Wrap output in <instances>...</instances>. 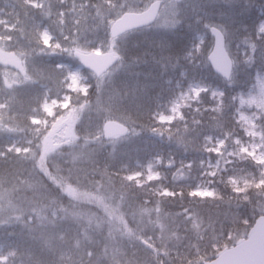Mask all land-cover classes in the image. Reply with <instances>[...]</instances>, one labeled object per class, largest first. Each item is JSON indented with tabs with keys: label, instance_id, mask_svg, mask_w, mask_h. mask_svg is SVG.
Instances as JSON below:
<instances>
[{
	"label": "rangeland",
	"instance_id": "374dc122",
	"mask_svg": "<svg viewBox=\"0 0 264 264\" xmlns=\"http://www.w3.org/2000/svg\"><path fill=\"white\" fill-rule=\"evenodd\" d=\"M101 1L105 3L108 9L103 12L102 16L95 18V26L98 31L107 27V35L110 36L109 27L113 20L107 22L106 17H109L108 14L113 7L112 1L115 0ZM153 1L155 0H150L144 6L137 8L140 0H120L119 6L138 4L134 10L130 11L141 12ZM160 1L159 15L153 25L139 29L135 34L137 37L126 35L117 41H108L105 51H113L118 54L121 62L99 78H95L93 73L82 68L73 53L74 51L87 53L92 50L104 52L101 49L103 40L100 47H95V49L74 48L68 52L67 49H62L61 45L55 42L54 36L46 27L38 25V27H43L37 34L41 46L62 53L67 52L62 55L61 64L55 66V69L59 71L56 73L57 76L62 75L60 84L67 93L53 98L46 89L43 99L39 102L41 117L29 116L27 127L30 130L26 134L24 131L22 133L4 130L2 133L0 132V140H5L6 135V139L10 141V146L6 148L7 151L14 153H30L31 151L26 166L29 171L28 178L31 179L32 175L35 176L33 187L37 189V193H30V196L35 199L38 205H41L24 214L22 207L16 205L13 208L16 211L19 207L16 212L7 208L2 215L9 216L10 219L19 223L23 221V215L26 214L28 224L57 228L60 231V239L58 240L64 246L62 256L68 261L75 260L78 263L81 261L91 264L96 259L98 262L95 261L92 264H101L103 259L109 256L112 264H166L164 259L168 262L173 258L176 259L178 255V258L180 255L186 258L191 251L194 254L190 264H200V257L205 252L216 250V242L224 243L245 237L241 222L240 225L239 223H232V227L229 219L218 220V223L215 222L216 219L214 222L208 220L203 223L197 217L187 214L181 218L179 215L169 216L161 213H157L160 215L159 218L154 216V219H151V214L144 205L137 206L132 203L125 205L124 219L121 220L113 215H115L114 211L120 212V202L125 199V196L120 195L114 188L105 187L101 177L96 174L99 171L94 165L96 161H99L107 153L111 155L114 150L123 147L124 144H130L139 139L133 126L124 123L125 121L116 116L117 114L112 113L119 112L118 109L111 108L118 101L131 97L130 94L136 88L129 90L127 87H122L119 90H114L120 96L122 94L125 96L118 99L114 96L115 100L111 106L106 103L105 98H101L100 94L105 87L117 82L114 81V78L117 77L118 73L128 68V55L131 54V48L135 44L145 42L149 40L148 37L152 38L155 35L159 38L158 33L160 32L170 33L174 31L178 26L174 17L179 13V4H182L183 7L188 6L196 14L200 11L196 10L195 4L215 8L214 14H212L216 17L217 25L223 26L227 32L230 29L225 47L231 58L236 59L235 57L239 55L240 60H244L245 50L241 40L246 35L249 44L255 42L258 46L264 47V40L259 38L258 27L259 23L264 21V15H261V6L264 5V0H261V5H256L249 10L254 18L247 19L244 25L233 14L234 18H228L226 12L234 7H226L225 0ZM26 3L33 9L41 6L39 0H26ZM114 6L115 8L119 7L115 4ZM4 7L8 10L0 11V54L14 57L23 64L21 73H19L20 71L17 72L16 69L0 64V110L6 109L9 113L13 104L20 105L22 103L21 99L25 96L20 93V90L28 91L29 82H35L36 78L33 80L30 78V74L39 72L40 62L43 61L44 57L22 59L23 56L17 54V50H13L14 47L18 46V41L21 38L10 41V38L2 36L4 31L11 33L17 31L14 22H11V25L8 24L10 23V16H12L10 4L5 3ZM212 14L209 13V15ZM12 19L15 20V16ZM89 21L93 20L90 19ZM244 26H247V33L244 31ZM199 28L202 32L195 34V36L204 34L202 26ZM151 29H156L158 32ZM218 29L222 30L220 27ZM45 37L48 39L47 44L44 43ZM211 39V36L207 37L204 53L195 60L188 59L185 55L191 78L182 72L183 75L180 73L177 77L178 80L173 82L172 87H170V82L166 83L168 100L153 113V118L157 123L169 125L176 121H182L195 125L198 123L196 117H202L205 113L216 116L224 108L226 94L215 84L212 75L209 76L207 73L206 57L211 47ZM70 42L73 41L70 40ZM238 43L240 44L239 48L237 47ZM21 47L23 48L22 53H26L25 47L22 45ZM51 57L48 56L47 58L51 60ZM253 64L259 65L261 70L253 72L251 84L242 90H238L236 87L242 83L237 84L235 82L234 85V80L238 75L234 71L232 72L230 83L226 84L230 88L229 93L234 92L229 99L232 110V128L216 130L202 138L201 148L199 147L193 155L198 159L192 164L196 178L184 176L185 172H189L185 168L191 166V163L173 161L171 158L163 160L164 156L161 157L160 152L154 155L153 152L144 165H134V169H139L138 171L123 175L125 181L130 183L131 187H141L143 184L164 179L162 177L165 175L171 181L179 182L180 186L188 183V186L192 188L189 196L195 198L197 203L215 199L217 196L216 187L223 184V186L227 185L231 189L232 192L229 194L232 197L242 193L240 194L242 197L235 196L238 198L232 200L233 205H237V201L247 202V197L243 196L244 191L247 188L257 187L260 181L264 179V164L258 162L264 160V64L260 62L259 55H257L256 63ZM253 64H249V66ZM130 74L131 72L128 70L126 77ZM73 77L76 79L74 80ZM125 81L128 82L127 79ZM44 83L39 84L38 82L37 85L41 89H45ZM92 83L98 88V93L95 94L92 101H88L79 107L70 104L68 93L75 95L78 93L80 96H85ZM58 85L56 84V89L52 90L54 94H58L60 91ZM234 87L235 91L232 90ZM213 91H215V95H213ZM35 102L37 103V101ZM119 106H121L120 102L117 104V108ZM161 116L166 117L163 122L160 120ZM108 121L123 124L128 131L126 136L115 137L107 143L103 142L102 125ZM3 122L8 125L5 128H10L9 126L13 125L10 121L4 120ZM5 124L4 126H6ZM14 126L19 127L20 125L16 122ZM31 134L33 135L31 136L32 139L28 138ZM152 137L153 140L159 141L154 136ZM150 138L147 137V140ZM21 144L26 146L22 148ZM35 159L38 161L34 164ZM47 168L50 169L54 179L55 177L57 179V183L54 185L45 181L43 171ZM122 171L126 172L128 169L122 168ZM150 191L159 197L171 196L166 190ZM209 193L211 195H208ZM0 195L12 197L10 189L8 187L2 188V185H0ZM5 196H0V201ZM45 200L49 202L46 205ZM225 202L228 203V201ZM250 208L258 214L264 213V200L254 202ZM226 209L225 217H228L232 210H229L228 207ZM12 213L13 215H11ZM214 217L216 218V215ZM152 221L156 223L155 228L152 226ZM224 222L226 223L223 224ZM129 231L131 232L128 233ZM153 232H157L156 235L161 241V248L155 252L148 243H144L142 239L137 240L138 236L146 233L152 236ZM151 236H148L147 239H150ZM15 257L16 255L12 250H5L4 246L0 244V264H17L14 262Z\"/></svg>",
	"mask_w": 264,
	"mask_h": 264
},
{
	"label": "trees",
	"instance_id": "16d2710c",
	"mask_svg": "<svg viewBox=\"0 0 264 264\" xmlns=\"http://www.w3.org/2000/svg\"><path fill=\"white\" fill-rule=\"evenodd\" d=\"M148 1L150 0H140L139 5L137 4V8L144 6ZM39 2L41 3L40 8L33 9L26 3V0H0V11L8 10L4 7V4H10L12 16H10V23L8 24L11 25V22H14L15 28L17 29L15 33L4 31L2 36L10 38V41L21 38V45L27 50L26 53H22L23 48L20 45V41H18V46L14 47L13 50H17L16 53L22 55V59L29 57L36 58L38 56L44 57L43 61L40 62L39 72L30 74V78H33V80L36 78L35 82H29L30 87L28 91L25 89L23 91L20 90V93L25 96L21 99L22 103H20V105L16 103L13 104L9 113L6 109L0 110V113H2V117L0 116L1 133L3 130L18 133L24 131V134L29 132L30 128L27 127V124H29V116L41 117L39 102L43 99L46 89L53 98L58 97L60 94L67 93L60 84L62 75L60 74L57 76L56 73L59 71L55 69V66L62 62V55H65L67 52L62 53L58 50H51L50 48L41 46L37 35L41 28L46 27L54 36L55 42L60 44L62 49H67L68 52H71L74 48L85 50L95 49V47H100L102 40L103 44L101 45V49L105 51L108 41H117L122 38L121 36L112 39L107 35V27L104 30L99 29L98 31V28L95 26V18L102 16L103 12L108 9L101 0H39ZM114 4L119 6L120 0L112 1L113 7L110 9L108 14L109 17H106L107 22L109 20H115L126 11L134 10L135 6H137L125 5L115 8ZM261 4V0H254L255 6ZM194 7L200 12L196 14L191 8L189 9L188 6L183 7L182 4H179V13L174 17L178 26L174 31L170 33L160 32L158 33L159 38L155 35L152 38L148 37L147 39L149 40L145 42L135 44L131 48V54L128 55V68L118 73L117 77L114 78V81H117L114 85L110 84L102 90L100 94L101 98H105L106 103H109L111 106L112 103H114L115 97L118 99L125 96L124 94L120 96L114 92V90H119V88L121 89L122 87H127L129 90L136 88L132 94H130L131 97L123 100L120 99L121 101L117 100L118 102L113 104L111 108L118 109L117 111L119 112L112 113L117 114L116 116L124 120V123L133 126L139 139L130 144H124L123 147L114 150L111 155L107 153V155L101 157L99 161H96L94 164L95 168L99 169L96 174L101 177L105 187L114 188L120 195L125 196V199L120 202V212L117 213V211H114L115 215H113L121 220L124 219L125 205L132 203L137 206L144 205L150 212L151 219H154V216L159 218L160 215H157V213H161L169 216L179 215L181 218H184L185 214H187L188 216L197 217L198 220H201L203 223H206L208 220L214 222L215 219V222L218 223V220L222 221L229 219L232 227L233 224L239 223L240 225L241 222L243 223L244 235L246 236L254 220L259 215L264 214H258L250 208L254 202L262 199L264 200V188H247L243 193V196L247 197V202L241 203L237 201V205H233L232 200H237L238 197H242V195H240L242 193H239V196L238 194L235 195L238 197H232L229 194V192H232L231 189L228 188L227 185L223 186V184H220L216 187L217 196L215 199L197 203L195 198L189 196L192 188L188 186V183H184V185L180 186L179 182H173L165 175L162 177L164 179L149 184H143L141 187H131L132 185L123 178L125 173L138 171L139 169H134V165H144L149 155L151 156L153 152V155L155 153L159 154L160 152V156H164L163 160L165 158H171L173 161H187L191 163V166L185 168L186 171L189 172H185L184 176L188 175L189 178H196V175L193 173L194 168L192 164L198 159L193 157V155L199 147L201 148L202 138L213 133V131L224 130L223 128H232V110L230 109L229 99L234 92L229 93L230 88L226 85L229 84L230 81L225 82L219 76L215 75L208 65V75H212L215 84L226 94V98L224 99L225 106L220 114L214 116L211 113H205L202 117H196L198 123L195 125H192L190 122L183 123L182 121H176L169 125H162L157 123L153 118V113L159 109L160 105L168 100V95H166V92H168L166 83L170 82V87H172L173 82L178 80L177 77H179L182 72L186 73L187 76L191 78V75H189L191 72L185 61V55L192 48L195 34L202 32L199 28L201 25L195 22L196 18L200 17L202 21H210L217 24L216 17L213 16L215 8L212 6L204 7L202 4H195ZM209 13L213 14L209 15ZM226 14L229 16L228 18H234L232 14L238 17L243 25L246 24L247 19L250 20L254 18V15L250 11H242L239 7H234L232 10L226 12ZM13 16H15V20L12 19ZM90 19L93 21H89ZM38 25L43 27H38ZM151 30L156 31V29ZM137 32L138 30L129 32L123 35V37L126 35H134L137 37V35H135ZM229 32L230 29H228V33ZM70 40L73 42L71 43ZM112 50L114 49L112 48ZM48 56H52L51 60L47 58ZM235 58L236 59L231 58L233 62V71L238 75L234 80V85L235 82L237 84L242 83L241 85H236L238 90H242L251 84L253 72L255 70H261V68L257 64L249 66V63L245 61V56L243 57L244 60H240L239 55ZM120 62L121 60L119 59L117 65ZM128 70H130L131 74L126 77ZM204 77L207 76L204 75ZM125 79H127V83ZM38 82L39 84L45 82V89H41V87L37 85ZM112 82L113 80L111 83ZM56 84H59L57 86L60 90L58 94H54L52 91L56 89ZM232 90L235 91V87L232 88ZM97 93L98 88L92 83L85 96H80L78 93L76 95L68 93L70 104L79 107L88 101H92ZM35 101H37V103ZM119 102L121 106L117 108ZM184 116L186 115L184 114ZM4 120H6V122L10 121L13 125H10V128H5L8 125L3 122ZM16 122L20 125L19 127L14 126ZM4 124L6 126H4ZM31 136L33 135H29L28 138L32 139ZM152 136L159 141L153 140ZM147 137H151L150 140H147ZM103 142L107 143L108 141L103 139ZM9 146L10 141L6 139L5 135V140H0V185H2V188L8 187L12 197L0 195L5 196V198L0 201V216L7 208H10L12 212H16L21 206L24 214L31 211L32 208L41 206L30 196V193H37V189L33 187L35 176L32 175L33 177L31 179L28 178L29 171L26 166L28 159H30L31 151L30 153H14L13 151L6 150ZM25 146L26 145L21 144L22 148ZM36 161H38V159H35L34 164ZM42 168L43 166L41 169ZM122 168H127L128 171L124 172ZM43 174L46 183H51L53 185L57 183L56 177L54 179L49 168L43 171ZM174 178H176V176H174ZM150 190H166L171 196L159 197L153 195V192ZM225 201H228V203ZM45 202V205L49 203L46 200ZM16 205H19V207L14 211L13 208L16 207ZM227 207L229 210H232V212H229L228 217H225V213L227 212H225V210H227ZM11 215H13V213ZM214 215H216V218ZM2 217H0V227H2L0 229V244L4 246L5 250L9 249L15 253V263L86 264L81 261H79L80 263L75 262V260L68 261L66 258H63L62 252H64V246L58 240L60 239V231L57 228L35 226L33 223L28 224L26 214L23 215V221L19 223L10 219L9 216L2 215ZM152 226H154V228L156 227L154 221H152ZM130 232L131 231L128 233ZM156 233L157 232H153L152 236L148 233L135 236H138L137 240L142 239L144 243H148L155 252L161 248V241ZM148 236H151V238L147 239ZM236 240L224 243L216 242V250L213 252H205L202 257H200V264H202L203 261L211 260L218 251L233 245ZM181 253L180 251V254ZM189 253L188 257L185 256L186 258L182 255L178 258V255L176 259L173 258L172 260L170 258L171 260L168 262L165 261V259L163 261L166 264H190L194 252L190 251ZM83 260L85 259L83 258ZM95 261L96 263L98 262L94 259L93 262ZM101 264H112V260L108 256V258L103 259Z\"/></svg>",
	"mask_w": 264,
	"mask_h": 264
},
{
	"label": "water",
	"instance_id": "95a60500",
	"mask_svg": "<svg viewBox=\"0 0 264 264\" xmlns=\"http://www.w3.org/2000/svg\"><path fill=\"white\" fill-rule=\"evenodd\" d=\"M160 6L161 1L157 0L141 12L123 13L109 27L111 38L152 25L157 19ZM74 56L82 67L91 71L96 77L106 73L119 59L118 55L113 52L91 51L84 53L75 51ZM0 63L15 69L22 68V63L19 60L5 55L0 57ZM208 63L214 73L217 75L219 73V76L226 81L230 79L232 60L225 47L222 52H217L213 60ZM102 130L104 139L127 134V128L114 121L106 122ZM202 264H264V215H260L255 219L246 237L240 238L234 245L220 250L213 259L204 261Z\"/></svg>",
	"mask_w": 264,
	"mask_h": 264
},
{
	"label": "snow or ice",
	"instance_id": "6c2138e0",
	"mask_svg": "<svg viewBox=\"0 0 264 264\" xmlns=\"http://www.w3.org/2000/svg\"><path fill=\"white\" fill-rule=\"evenodd\" d=\"M226 7H239L242 11H249L252 7H254V0H225ZM262 7L261 15H264V6ZM196 24L202 26L204 30L203 35H197L194 37V43L192 45L191 50L186 54V58L195 60L199 55L203 54L205 51L204 45L207 43V37L211 36L212 38V46L208 50L207 60L211 62L217 52H222L225 47V41L228 36V32L223 28V26L214 24L210 21H202L200 17L196 18ZM191 27V26H190ZM218 27L222 30L218 31ZM259 27V38L264 40V21H261L258 25ZM244 31L247 33V26H244ZM223 33V34H222ZM47 37L44 38V43L47 44ZM241 43L244 44V55L246 63L253 64L256 63L257 55H259L260 62L264 64V47L258 46L255 42H251L249 44L248 36L246 35L242 38ZM237 47H240V44H237ZM249 48L251 49L249 51ZM183 75V73H182ZM219 75V73H218ZM75 80L76 77H73ZM215 91H213V95H215ZM175 111V109H173ZM166 117L161 116L160 120L163 122ZM261 164H264V160L258 161ZM257 187L264 188V179L260 181ZM208 195H211L209 193Z\"/></svg>",
	"mask_w": 264,
	"mask_h": 264
}]
</instances>
